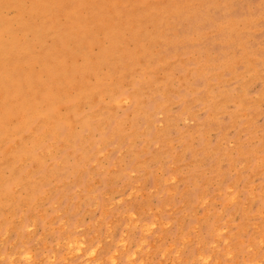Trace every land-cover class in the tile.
Instances as JSON below:
<instances>
[{
    "label": "rangeland",
    "instance_id": "374dc122",
    "mask_svg": "<svg viewBox=\"0 0 264 264\" xmlns=\"http://www.w3.org/2000/svg\"><path fill=\"white\" fill-rule=\"evenodd\" d=\"M0 264H264V0H0Z\"/></svg>",
    "mask_w": 264,
    "mask_h": 264
}]
</instances>
